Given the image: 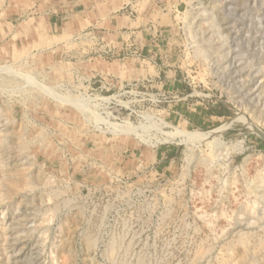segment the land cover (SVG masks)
Returning a JSON list of instances; mask_svg holds the SVG:
<instances>
[{
    "label": "rangeland",
    "instance_id": "1",
    "mask_svg": "<svg viewBox=\"0 0 264 264\" xmlns=\"http://www.w3.org/2000/svg\"><path fill=\"white\" fill-rule=\"evenodd\" d=\"M233 1L0 0V264H264V0Z\"/></svg>",
    "mask_w": 264,
    "mask_h": 264
},
{
    "label": "crops",
    "instance_id": "2",
    "mask_svg": "<svg viewBox=\"0 0 264 264\" xmlns=\"http://www.w3.org/2000/svg\"><path fill=\"white\" fill-rule=\"evenodd\" d=\"M106 2H107V0H80V3H76L75 6H74V14L75 15L76 14H78V15L83 14L84 16L87 14V15H89V19L91 21V25H87V24H85V25H87L88 27L90 26V28L100 27L99 25H101L104 22L103 21L104 18L109 15V9H106L107 6L105 5ZM100 5H105V10L104 11L103 10L99 11L100 10V8H99ZM85 19H86V16H85ZM86 22L87 21L85 20V23ZM126 22H127V24L125 26H122V25L119 26L118 23H117V20H116V22L111 20V21L108 22V24H106L107 25L106 27L109 28V30L110 29L111 30H115V32H118L117 29L127 28V30L129 29L130 31H124V32H127L131 36L134 35L135 32L131 31V29L134 27L133 26L134 20L131 19L129 21L127 20ZM115 34H117V36H120L119 44H121L123 46L124 45V42L122 41L123 35H125V36H127V35L123 34L122 32L115 33ZM149 34H151V33L150 32L146 33L148 38H149ZM131 42H132V40H131Z\"/></svg>",
    "mask_w": 264,
    "mask_h": 264
},
{
    "label": "bare ground",
    "instance_id": "3",
    "mask_svg": "<svg viewBox=\"0 0 264 264\" xmlns=\"http://www.w3.org/2000/svg\"><path fill=\"white\" fill-rule=\"evenodd\" d=\"M235 1V0H234ZM233 1V2H234ZM238 0H236V2H237ZM240 2V1H239ZM264 2V1H263ZM231 7V6H230ZM262 9V8H261ZM245 13V12H244ZM258 13V12H257ZM230 16V15H229ZM234 17V16H233ZM260 19H261V17H260ZM260 22V21H259ZM244 24V23H243ZM264 25V24H263ZM232 42V41H231ZM261 90V89H260ZM254 93V92H253ZM253 99V98H252ZM261 99V98H260ZM257 102V101H256ZM77 104H78V102H77ZM81 104V103H80ZM255 105H257V104H255ZM259 115V114H258ZM123 128V127H122ZM255 128V126L254 125H252V129H254ZM127 132V131H126ZM130 133H132V132H130ZM180 133H184L185 134V132H180ZM209 134L211 135V136H213L214 135V131H211V132H209ZM187 136H188V138L189 139H196L197 137L195 136V135H193V136H191L192 134H190V133H188V134H186ZM207 134H204V133H202V134H199V138L200 139H202V138H204L205 136H206ZM199 139V140H200ZM213 142H215V141H209L208 143L209 144H211L212 145V143ZM231 145V144H230ZM217 148L219 147V146H216ZM239 145L238 144H232L231 145V147H227L226 148V156L228 155V154H231L232 152H230V151H234V150H236V149H239ZM215 148V147H214ZM224 149V148H223ZM214 150H216V149H214ZM218 150V149H217ZM210 151H211V149H210ZM211 153V152H210ZM212 156V155H211ZM211 156H210V154H209V157L211 158ZM29 167V166H28ZM26 168V167H25ZM22 169V168H21ZM14 175V174H13ZM27 177H29V176H27ZM36 177V176H35ZM37 178V177H36ZM35 178V179H36ZM9 182L11 183V188H13L14 187V189H15V185H18V184H16L15 183V181H13V179H11V180H9ZM20 183V182H19ZM9 185V184H8ZM10 186V185H9ZM46 186V185H45ZM23 187V186H22ZM34 189V188H33ZM20 191V190H19ZM59 191V190H58ZM11 192V191H10ZM26 192V191H25ZM9 194V193H8ZM11 194V193H10ZM60 196V195H59ZM57 197V196H56ZM5 198V197H4ZM55 206V205H54ZM21 225V224H20ZM23 226V225H22ZM3 231V230H2ZM244 235H245V233H244ZM243 237V236H242ZM117 238V237H116ZM119 238V237H118ZM243 239H244V237H243ZM121 244V243H120ZM243 244H245V242L243 243ZM128 247V246H127ZM121 248V247H120ZM212 248V247H211ZM210 248V249H211ZM114 249V248H113ZM209 249V250H210ZM126 250V249H125ZM199 250V249H198ZM205 250V249H204ZM130 251V250H129ZM199 251H201V250H199ZM243 251V250H242ZM197 252V251H196ZM127 253V252H126ZM203 253V252H202ZM108 254V253H107ZM124 254V253H123ZM196 255H197V253H196ZM198 256V255H197ZM199 256H200V254H199ZM244 256V255H243ZM201 257V256H200ZM223 259L225 258V257H222ZM197 259V258H196ZM215 259V258H214ZM122 261V260H121ZM126 262V261H125ZM150 262V261H149ZM221 262V261H220ZM119 264H123L122 262H120ZM136 264H144V262L142 261V259L140 260V261H138V262H136Z\"/></svg>",
    "mask_w": 264,
    "mask_h": 264
}]
</instances>
